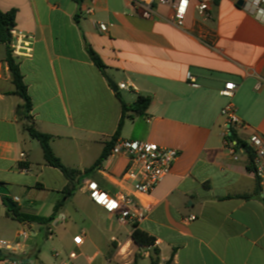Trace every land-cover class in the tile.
<instances>
[{"label": "crops", "instance_id": "0c3cea01", "mask_svg": "<svg viewBox=\"0 0 264 264\" xmlns=\"http://www.w3.org/2000/svg\"><path fill=\"white\" fill-rule=\"evenodd\" d=\"M207 1L209 21L190 10L179 27L172 8L159 3L148 19L129 0H98L90 16L84 0H0L1 11L17 9L15 32L28 37L14 48V58L32 101V120L51 136L64 165L81 172L91 167L117 130L122 101L131 104L139 96L150 97L151 104L144 115L126 119L120 139L180 151L171 173L141 197L150 213L137 228L154 238L151 246L137 245L135 227L119 223L82 186L93 179L111 194H131V185L121 181L128 165L123 156L108 157L84 178L50 224L16 220L7 201L23 214L48 218L68 181L45 163L40 143L24 128L23 100L14 93L6 46L0 44V187L8 191L0 193V239L16 240L21 230L29 231L18 264L23 257L26 264H47L29 245L42 234L63 244L65 251L52 249L53 264L70 252L77 253L74 264H95L101 255L103 264H264V200L247 154L235 160L226 146L221 110L230 99L220 93L227 83L237 85L232 102L247 126L238 131L242 139L264 135V6L254 12L252 0H242V7L241 0ZM94 21L106 23L108 31L100 32ZM108 78L130 88L114 91ZM70 205L82 214L81 227L68 225ZM191 215L196 220L189 221ZM87 244L96 249L92 256L85 255ZM0 257V264H12L11 257Z\"/></svg>", "mask_w": 264, "mask_h": 264}, {"label": "built area", "instance_id": "2783aa9c", "mask_svg": "<svg viewBox=\"0 0 264 264\" xmlns=\"http://www.w3.org/2000/svg\"><path fill=\"white\" fill-rule=\"evenodd\" d=\"M79 1V0H77ZM87 6L84 13L88 16L95 12L98 0H84ZM132 7L139 11L144 18H151L154 13V5L159 3L163 6L171 7L173 10V19L179 27H182L184 20L190 10L195 11L203 21H209L212 18V7L207 0H129ZM250 9L254 12L262 10L264 0L250 1ZM95 27L102 33L108 31V25L103 22L94 21ZM199 38L205 35L201 31ZM27 36L19 31L15 32L13 48L18 49L21 43L27 41ZM187 78L195 81L194 77L188 73ZM192 82V83H193ZM133 86V85H131ZM262 87V80L259 79L255 85L256 90ZM119 89H129L127 84H119ZM237 85L233 82L227 83L220 91L221 95L229 98V102L222 108L221 115L226 120V130L224 132L225 143L228 150L233 154L234 159H238V153L247 154V148L253 154V172L256 175L260 194L264 200V135L259 133L251 134L247 139H243L247 148L240 145L236 139H232V134L238 135V131L246 129V125L239 119L236 113V107L232 102L234 91ZM240 137V136H239ZM123 156L128 160V165L121 177V181L129 183L133 192L128 194L122 190L116 194H111L104 190L97 181L86 179L82 182L84 190L90 199L97 205L102 206L107 212L116 216L121 224H129L137 227L147 219L150 209L143 203L141 197L150 195L158 184L168 176L180 156V151L174 148L165 147L157 143L136 141L129 139H119L112 148L109 157ZM21 158L25 154L20 155ZM16 201L18 199L16 198ZM195 215L188 217L189 221L196 220ZM29 231L23 229L19 232L16 240L0 239V254L13 257L12 264H18L16 257L26 252V240L29 238ZM76 245L82 243V237L76 236L73 239ZM60 254L56 253V257ZM77 258L76 252H70L57 264H74Z\"/></svg>", "mask_w": 264, "mask_h": 264}, {"label": "trees", "instance_id": "16d2710c", "mask_svg": "<svg viewBox=\"0 0 264 264\" xmlns=\"http://www.w3.org/2000/svg\"><path fill=\"white\" fill-rule=\"evenodd\" d=\"M218 1L219 0H215L216 3ZM16 14L17 9H11L7 12H3L0 10V44H4L6 46V61L11 72L13 83L15 85L14 93L23 100V104L20 106V110H22V115L27 121L24 125V128L31 138L37 140L40 143L45 163L50 167L60 170L67 179L68 183L63 190L64 196L58 203V205H56L54 213L51 217H36L23 214L19 211V208L17 206H15L13 209H9V211L12 216L20 222H37L40 224L48 225L55 219L59 208L68 199L74 196L82 180L102 168L103 163L109 157L112 148L121 138L122 129L126 119L133 118V114L144 115L151 104V98L148 96H139L136 101L131 104L122 101V116L117 130L111 137V139L105 143L104 149L96 162L91 167L85 169L84 172L67 167L66 165H64L62 160L54 153L50 145L51 136L39 131L32 120V101L28 95L27 86L24 83L19 64L14 58L13 41L15 35ZM87 51L93 63L100 70L104 71L106 66L101 57L89 46L87 47ZM231 136L232 139H236L240 145L247 148L245 141L241 137L234 135V133ZM247 157L249 160V168L253 170V154L248 148ZM132 239L137 245L141 247L151 246L155 242L153 237L149 236L146 232L138 229L137 227L132 233ZM20 261L21 264H26V262L28 261V257H23L20 259ZM151 264H157V262L152 261Z\"/></svg>", "mask_w": 264, "mask_h": 264}, {"label": "rangeland", "instance_id": "374dc122", "mask_svg": "<svg viewBox=\"0 0 264 264\" xmlns=\"http://www.w3.org/2000/svg\"><path fill=\"white\" fill-rule=\"evenodd\" d=\"M68 211L71 215V217L68 219V225L74 228L81 227L84 224L82 214L78 212L75 209V206L73 205L69 206ZM59 230L60 233H62L61 227H59ZM29 245L38 248L40 250V258H42L43 261L47 264H53L50 258L52 249L56 248L59 251H65L63 247H61L63 246L62 242H59L57 240H52L51 238L46 239L44 234H42L39 239L31 241ZM86 246L88 250L85 252V255L92 256L96 249L93 247V245L87 244ZM67 252H70V250H68ZM35 261L36 259L34 258L33 263H35ZM103 261H104V256L101 255L97 258L95 264H103ZM84 264H86V262H84ZM110 264H116V263L111 262Z\"/></svg>", "mask_w": 264, "mask_h": 264}, {"label": "water", "instance_id": "95a60500", "mask_svg": "<svg viewBox=\"0 0 264 264\" xmlns=\"http://www.w3.org/2000/svg\"><path fill=\"white\" fill-rule=\"evenodd\" d=\"M238 5L240 6V7H242L243 5H244V1H239L238 2ZM108 82L111 84V86L113 87V89H114V91H117L118 90V87H117V85H116V83L115 82H113L110 78H108ZM0 193L1 194H8V191L3 187V186H1L0 187ZM7 204H8V206H9V208L10 209H13L16 205L14 204V203H12L11 201H7Z\"/></svg>", "mask_w": 264, "mask_h": 264}]
</instances>
